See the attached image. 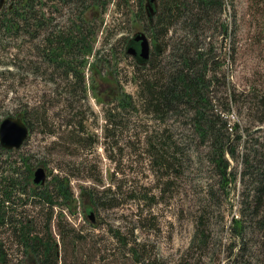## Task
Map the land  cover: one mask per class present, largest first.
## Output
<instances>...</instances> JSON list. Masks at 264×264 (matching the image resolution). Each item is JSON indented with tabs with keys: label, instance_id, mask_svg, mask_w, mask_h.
I'll return each instance as SVG.
<instances>
[{
	"label": "rangeland",
	"instance_id": "374dc122",
	"mask_svg": "<svg viewBox=\"0 0 264 264\" xmlns=\"http://www.w3.org/2000/svg\"><path fill=\"white\" fill-rule=\"evenodd\" d=\"M101 1L102 9L93 7L100 4L94 0L55 2L52 26L63 30L81 16L83 26L93 32L89 45L103 59L98 66L95 56L87 59L85 86L70 89L62 75L56 76L57 85L47 83L35 71L38 41L23 32L9 38L0 31V122L25 112L31 128L24 145L1 151L0 161L11 162L19 168V179L28 175L30 183L35 169L44 168L51 173L43 186L49 190L54 176H68L76 201L82 190L87 194L93 189L105 204L89 210L88 203L78 201L71 213L57 206L49 221V211L39 203L34 207L27 202L18 212L39 233L49 224L57 245L52 264H228L240 243L231 233L232 218L240 219L245 230L244 259L264 264L261 233L246 209L249 184L240 163L241 155L252 152L251 158L256 148L264 149V0H222V13L211 16L213 29L201 38L214 69L209 75L212 114L226 119L237 156L229 158L234 180L225 189L189 124L190 111L181 105L157 118L143 109L139 93L141 76L157 65V72L167 67L171 46L190 33L173 22L158 43L160 53L152 54L155 67L138 75L124 46L136 33L150 39L144 20L149 19L148 2ZM7 19L8 14L0 13V23ZM114 89L128 94L134 109L114 110L116 120L106 127L107 111L116 101H103ZM151 142L154 149L149 151ZM0 239L6 254L2 264H35L6 228H0Z\"/></svg>",
	"mask_w": 264,
	"mask_h": 264
},
{
	"label": "trees",
	"instance_id": "16d2710c",
	"mask_svg": "<svg viewBox=\"0 0 264 264\" xmlns=\"http://www.w3.org/2000/svg\"><path fill=\"white\" fill-rule=\"evenodd\" d=\"M58 1L61 5L68 3L72 5L74 0ZM94 1L100 4L93 7L99 8L101 4H105L101 0ZM55 2L56 0H17L14 4L6 5V0L0 13L8 14L9 19L0 23V31L4 30L5 35L9 38L23 32L37 42L40 30L44 29L47 31V42L55 47L54 54L46 55V70H51L53 76L62 75V78L67 82L64 86L70 89L84 86L82 69L87 62L83 56L85 57L92 51L89 40L93 32L86 30L81 16L77 17L78 23L71 22L70 27L63 30L59 26L58 30L55 29L56 25L52 26L51 24L55 17L54 13L57 11ZM222 7V0H156L152 20L148 22L144 17L146 29L151 35L150 39L158 44L169 32L173 22H180L184 32L187 31L190 34L186 35L185 41L177 40L171 46L167 57L169 61L167 67L162 66V69L157 72V66L159 67L157 65L153 70L147 71L146 67H155L152 61L153 53L146 64L135 65V67L138 75L146 71L148 73L141 76L139 93L143 109L157 118H162L167 112L175 111L181 105L186 107L191 113L189 124L197 136L198 143L207 148V162L216 170L220 187L225 189L234 180V175L230 171L229 158L234 160L237 156L234 148L230 145L231 138L226 119L212 114L209 98V87L212 80L209 75L214 69L211 68L208 59L209 49L204 48V41L201 39L206 37L210 29H213L209 19L216 13L221 14ZM139 10H141L140 4ZM48 12L49 14H47ZM139 18L141 17L139 16ZM221 32L226 37L228 36L226 27L221 26ZM39 44L38 41V45L36 44L34 47L38 51ZM39 55L45 56L43 53H39ZM112 57L113 53L110 54V58ZM35 62V71H38ZM72 78L74 79L72 80ZM54 79L57 81L56 77ZM107 97L110 98V102L115 100L116 104L113 109L110 108L107 111L106 127H108L107 122L112 125V120H116V116L111 114L114 110L134 109L128 94L116 91L115 94L112 93ZM103 102L108 103L105 99ZM17 116L22 118L31 133L26 113L21 112ZM80 122L77 120V123L80 124ZM116 124L115 122V127ZM148 145L149 151H152L154 149L152 142ZM1 151L7 152L0 146ZM251 154L252 152L240 156V163L244 171L242 178H247L249 184L246 209L251 216V224L261 233L264 249V149L256 148L254 155L250 158ZM20 162L27 174H31L26 159L20 158ZM2 165H6V167L3 168ZM18 171L19 168L13 167L11 162L0 161V228H6L12 233L21 253L33 256L35 264H52L51 261L57 253V245L48 233L51 231L49 224H45L44 232H37L34 228L36 225L32 222L29 224L30 221L22 217L23 211L18 212V208L22 209L27 205V202L34 203V205L39 203L42 209L45 208L49 211L46 218V221H49L53 209L57 206L66 207L71 213L78 201L85 205L88 203L89 210L98 209L99 206L105 204L93 189L88 190L90 192L87 194L82 190L80 200L76 201L68 176H54L51 181L52 190H49L47 186L36 187L32 182L30 183L28 175L24 180H20L17 175ZM46 173L47 177L51 176L50 172ZM27 190L28 192H26ZM20 195L26 196L25 200H22ZM10 209L12 215L8 216ZM15 214L19 215L18 219H13L12 216ZM231 233L240 243L237 253L230 258L228 264H250L244 259L245 230L240 219L232 218ZM116 239L121 242L118 237ZM122 244L125 246L124 242ZM5 255L4 242L0 239V264L5 262Z\"/></svg>",
	"mask_w": 264,
	"mask_h": 264
},
{
	"label": "water",
	"instance_id": "95a60500",
	"mask_svg": "<svg viewBox=\"0 0 264 264\" xmlns=\"http://www.w3.org/2000/svg\"><path fill=\"white\" fill-rule=\"evenodd\" d=\"M153 0H147L149 9L151 8ZM4 0H0V9L2 8ZM148 17L154 15V11L151 9L147 13ZM132 40L140 42L139 56L142 61L148 59V39L144 33H136ZM134 50L129 48L126 50V55H133ZM27 127L20 117L8 116L0 122V146L4 150L18 149L23 144V141L27 137ZM47 179L46 171L42 167H38L34 171V178L32 183L34 185H44ZM89 219L93 220L92 213L89 214Z\"/></svg>",
	"mask_w": 264,
	"mask_h": 264
},
{
	"label": "flooded vegetation",
	"instance_id": "af4514ba",
	"mask_svg": "<svg viewBox=\"0 0 264 264\" xmlns=\"http://www.w3.org/2000/svg\"><path fill=\"white\" fill-rule=\"evenodd\" d=\"M149 21H151V19H149ZM147 39H148V53H149V56H148V59L146 61H142V59L139 56V50H140V42L139 41L132 40V38H131V39H129L126 42V44L124 46L125 47V53H126V50H128L129 48H132L134 50V54L133 55H127L129 58L132 59L133 62L132 61L131 62L134 65L142 66V65L146 64V62L149 60V58H150L152 53L160 51V46L158 44H156L155 42H153L149 38H147ZM38 41H39L40 44H39V51H38V53H36L37 57H36V62H35L36 66L38 68L37 74H38V76L44 75L46 77L45 79H46L47 83L56 84L57 81L54 79L56 76L52 75L51 70H46V66H47V62L45 61V59H47L46 55L47 54H52V53L54 54V50L53 49L55 48L53 45H51V44H49L47 42V31H45L44 29L40 30ZM39 53L40 54L43 53V54H45V56L41 57V55H39ZM93 56L96 57V58H94L93 64H97V66L100 65V64H103V59L100 57V53L97 52V51L93 52V50H92L90 53L86 54L85 57L83 56V59L87 62V59L89 57H93ZM86 65H87V63H86ZM86 65H85V67H86ZM92 66H94V65H92ZM42 67H44V68H42ZM84 68L82 70H84ZM47 71H50L51 74H49ZM81 73H82V71H81ZM71 77H72V75H71ZM83 83H85V82H83ZM116 86H119V84L116 83ZM115 89L112 91L113 94H115V92H116ZM105 100L109 101L110 98L107 97Z\"/></svg>",
	"mask_w": 264,
	"mask_h": 264
},
{
	"label": "bare ground",
	"instance_id": "6f19581e",
	"mask_svg": "<svg viewBox=\"0 0 264 264\" xmlns=\"http://www.w3.org/2000/svg\"><path fill=\"white\" fill-rule=\"evenodd\" d=\"M6 2V0H4V3ZM4 3H3V5H4ZM155 3H156V0H153L152 1V4H151V8L149 9V6L147 5V8H148V12L152 9L153 11H155V8H156V5H155ZM152 17H153V15L151 16V17H149V19H151L152 20ZM149 19H148V22H149ZM147 38V37H146ZM21 118V117H20ZM22 119V118H21ZM23 121V120H22ZM24 122V121H23ZM26 125V124H25ZM26 127H27V132H28V135H27V137L25 138V140L23 141V144L21 145V147L24 145V143L28 140V138H29V136H30V130H29V128H28V126L26 125ZM21 147H19V148H21ZM18 148V149H19ZM12 150H17V149H12ZM9 151V150H8ZM11 151V150H10ZM46 175H47V173H46ZM46 182V181H45ZM35 186H44V185H35ZM93 221V220H92ZM94 222V221H93Z\"/></svg>",
	"mask_w": 264,
	"mask_h": 264
}]
</instances>
